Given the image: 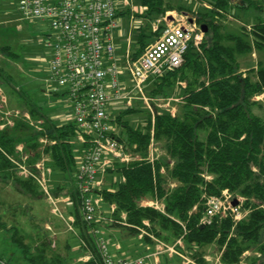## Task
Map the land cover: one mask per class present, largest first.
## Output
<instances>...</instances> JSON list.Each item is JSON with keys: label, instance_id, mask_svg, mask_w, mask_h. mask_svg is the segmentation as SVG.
<instances>
[{"label": "trees", "instance_id": "trees-1", "mask_svg": "<svg viewBox=\"0 0 264 264\" xmlns=\"http://www.w3.org/2000/svg\"><path fill=\"white\" fill-rule=\"evenodd\" d=\"M136 1L146 6L145 16L149 21L162 17L170 9L187 10L180 2L171 0ZM239 1L212 0L211 8L196 17L198 24L207 26L199 47L191 44L179 67L154 79L146 88L148 95L154 98H166L174 93V89L180 88L177 112L153 108V116L149 111L148 117L137 126H132L126 119L127 114L137 110L133 105L119 110L114 116L118 140L134 156L141 158L116 162L107 171L113 180V190L102 188L99 192L104 203L116 205L112 216L121 219V213L125 212L126 222L131 225L111 222L110 226L135 237L137 227L147 220V229L165 242L172 243L182 236V251L201 264H206L203 248L210 244H216L221 251L223 264H239L244 261V253L252 250L263 256L248 255V264H264V241H261L264 230V115L254 111V106L260 104L254 97L261 94L264 98V61L259 60L244 73L240 71L238 61L240 55H249L254 48H264V17L256 18L239 32L226 28L221 21L232 8L263 9L264 3L262 0ZM124 13L118 10L117 16ZM164 24L161 21L157 29L150 32L141 28L133 57L139 56L161 33ZM2 49L8 50V47ZM179 82H185V85L181 87ZM20 97L34 118L44 117L45 131H35L27 121L19 118L14 119L12 126L0 129V188L14 185L21 192H41L34 180L17 174L8 156L17 157L15 146L20 142L25 144L26 150L36 151L40 135L54 140L46 151L51 170L62 175L63 183H55L53 193L70 197L72 206L68 212L73 214L74 227L87 245V248L81 245L77 254L89 252L91 255L77 264H102L95 236L91 233L98 224L83 219L81 197L72 176L77 164L70 140L76 135V124L70 121L57 125L23 92ZM1 116L0 113V123ZM151 138L159 142L164 152L153 163L144 158ZM83 147L81 145V149ZM38 156L39 152H36L31 162ZM114 176L118 178L114 180ZM62 190L66 191L61 193ZM224 190L233 196H242V207L249 213L238 222L228 215L214 220L211 225L201 226L205 199L210 195H221ZM154 196L164 203L165 214L140 205L142 198ZM178 221L184 223L186 230ZM0 232L6 236L5 244L0 247V257L9 264L73 262L70 242H65L63 253L52 247L47 233L41 235L16 226L8 227L1 219ZM143 239L150 241L148 237Z\"/></svg>", "mask_w": 264, "mask_h": 264}, {"label": "built area", "instance_id": "built-area-1", "mask_svg": "<svg viewBox=\"0 0 264 264\" xmlns=\"http://www.w3.org/2000/svg\"><path fill=\"white\" fill-rule=\"evenodd\" d=\"M121 1L125 5L130 3V0ZM17 9L20 19H39L47 22L49 26V31L43 32L41 37V43L50 49L47 62L49 76L46 81L55 83L56 87L53 89L55 92L63 88L62 94L67 97L74 114L75 138L84 145L77 157L75 171V184L81 197V213L85 221L98 222L102 214V198L99 192L103 188L108 169L113 168L116 162L123 163L141 158L134 156L118 140L113 110L119 104L132 106L134 102L140 100L148 105L150 97L146 93L147 86L154 79L179 67L191 44L199 47L204 35L201 24L187 15L165 18L161 33L145 46L139 56L133 57L129 48L130 42L123 54L117 51L114 36L118 25L116 0H18ZM159 22L160 20L153 30L157 29ZM173 99L177 101L179 98ZM6 101L7 97L0 88L2 114L0 129L12 126L14 119L18 117L32 123L26 112L7 110ZM157 107L160 108L161 105ZM150 111L153 116L154 109L150 108ZM35 128L38 132L42 131L40 125H35ZM39 141L49 143L47 137L42 135ZM158 147L159 142L151 138L144 158L152 163L160 158L162 149L159 150ZM43 148L39 157L31 162L33 151L26 150L25 144L20 142L15 146L17 157L8 158L20 177L35 181L57 212L56 199L48 185L50 170L46 166L47 157ZM169 163L172 164L171 161ZM160 171H164L163 166ZM121 179L124 180V177ZM233 199L227 190L221 195L208 196L200 218L201 226L211 225L214 220L228 215L234 222L244 219L249 210L242 207L243 199H237L235 204ZM66 200H69V197ZM140 205L166 213L164 203L157 196L140 200ZM115 210L116 205L110 204L107 221L131 226L126 222L125 212L121 213V219H115L112 216ZM73 222L74 219L69 217L67 225L70 230H73ZM178 222L186 230L184 223ZM148 227L149 222L143 220V226L137 227V237L139 239L148 237L153 241L155 255L162 252L177 253L181 255L185 264H199L194 258L177 250V247H183L182 236L168 245L150 232ZM91 233L95 236L102 264H148V255L114 257L100 228L93 227ZM81 241L87 248L85 242ZM90 257L87 252L84 259ZM209 258L203 255V259ZM219 258L220 255L216 259ZM0 264L9 263L0 257Z\"/></svg>", "mask_w": 264, "mask_h": 264}, {"label": "rangeland", "instance_id": "rangeland-1", "mask_svg": "<svg viewBox=\"0 0 264 264\" xmlns=\"http://www.w3.org/2000/svg\"><path fill=\"white\" fill-rule=\"evenodd\" d=\"M17 2L18 0H0V88L7 97L6 108H18L23 111H28V108L25 106V100L20 97L21 92H23L27 99L39 106L44 115L56 124L59 125L62 123L60 122V117L62 115L66 116V123L73 121L74 114L67 97L62 94L63 88H59L58 92H55L53 91L56 87L55 83H48L46 81L49 76L47 62L50 56V49L41 43V37L43 32L49 31V26L47 22L39 19H20ZM195 3H197V1H195ZM232 10H234V8L230 9L229 12H232ZM241 10V8H237V12L233 13L239 15V17L244 20L245 15ZM256 13L258 12L256 11ZM130 16V12L118 16V28L122 31V41H124V43H121L122 50L120 53L122 52V54L126 49L125 39L129 36L131 37L132 43L130 50L133 51L136 49V42L134 41L137 40V36L140 33L138 29L140 23L139 16H134V19H131ZM225 16L221 21L225 23L224 26L226 25V28L229 27L230 29H235V31L240 29L241 25L235 21L234 17L228 19ZM144 23L145 25L143 24L142 28H144L146 32H150L152 30L150 21L146 20ZM114 36L117 37L116 32ZM2 47H8V50H3ZM249 58L250 54L245 57L241 55L238 57V59H240L239 64L241 71L251 65V60ZM149 86H147V88ZM18 88L21 92L16 91ZM173 92V94H169L166 98H154L148 95L150 97L148 98V105L141 100L134 102L133 107L137 110L127 114L126 119L132 126H137L148 117L150 108H156L159 104L161 105L160 108H169L173 113L177 112L180 108V100L178 99L176 101L173 98H179L181 91L179 92V88H177L176 90L174 89ZM126 107L127 106L123 104L117 105L112 112L113 116L116 115L119 110H123ZM67 108L70 109L69 113L66 112ZM254 110L264 115V105L262 103L258 106L256 105V107L254 106ZM19 119L23 120V117ZM35 120L36 118L32 119V121ZM31 127L36 131L33 126ZM72 140L75 141V138ZM158 149H162L161 145H159ZM162 153H164L163 150ZM73 169L72 176L75 181V168ZM50 172V179L54 181L55 177L52 176L51 170ZM60 183L62 184L63 182L61 181ZM231 196L234 198L233 201L235 203L237 199L242 198V196L239 195ZM150 198L152 197H144L141 200ZM58 206L64 215L68 213V209L64 202H60ZM0 219L6 226H16L17 229H24L28 233L38 232L41 235L47 233L48 237L52 240V247L63 253L65 252V242H72L73 240V234L67 229L65 221H63L59 215L52 212L49 200L41 192L32 194L21 192L14 185L1 187ZM26 240L29 239L26 238ZM261 241H264V230L262 231ZM5 242L6 236L3 232H0V247H2ZM112 244L113 243L110 244L109 248L113 246ZM143 244V241L135 240L131 249L127 247V249H129V254L134 255L135 250L138 251V254L144 253ZM203 249L204 253H210L212 255L219 252L216 244H210ZM244 255L243 262L245 264H248L250 261L247 258L248 255L256 257L263 256L260 252L253 250L245 252Z\"/></svg>", "mask_w": 264, "mask_h": 264}, {"label": "crops", "instance_id": "crops-1", "mask_svg": "<svg viewBox=\"0 0 264 264\" xmlns=\"http://www.w3.org/2000/svg\"><path fill=\"white\" fill-rule=\"evenodd\" d=\"M171 1H173L175 3L176 2H180L182 5H184L187 8V10L186 11H182V12H179L176 9H172V10L170 9V10L165 11V14L162 17H158L154 21L153 20L150 21V23L152 25V30H153V27H155V25H156L158 20H160V22H161V21H164L165 18L179 17L181 15H187V16L192 18L197 23L196 17L199 14H203V11L205 9L211 8V2H212V0H171ZM195 1H197V3H195ZM116 2H117V7H118L119 11L122 10L125 13H128V12L131 13V16H130L131 19H134V16H139V18H140V23H139V26H138L139 30H141L143 24L145 25L144 21H146V20L149 21V19L145 16L146 6H141L136 0H130V3L128 5L123 4L121 0H116ZM262 2L264 3V0H262ZM237 8L238 7L234 8V10H232V12L225 13V15H226L225 17H227L228 19L234 17L235 21L239 25H241V27H243L245 25L248 26L249 24L253 23L256 20V18H258V17H262V18L264 17V8L263 9H252L253 11L250 10V9H246L245 10V9L241 8L242 9L241 12H244V15H245V19L243 20V19H241L239 17V15L233 13V12H237ZM256 11L258 13H256ZM252 19H254V20H252ZM222 24L224 25L225 23L222 22ZM241 27H240V29H241ZM227 28L230 29L229 27H227ZM240 29L237 30V31H235V29H230V30H232L234 32H239ZM115 32H116L117 37H118V39H117V37H115V42H116V45H117V51H118V53H120V51L122 50L121 43H124V41H122V38H123L122 37V31H121V29L118 28V25H117V28H116ZM125 40H126V49H127L128 45H129L128 42H130V45H129V48H130L131 43H132L131 37L129 36ZM134 42H136V40ZM136 47H137V45H136ZM126 49L124 50V52L126 51ZM120 54H122V52ZM246 56H248V55H246ZM249 59L251 60V65L248 68L242 69V71L240 70L241 72L244 73L250 67L256 66V64H257V62L259 60L264 61V48H262V49L254 48L252 53L250 54V58ZM238 61H240V59H238ZM124 77H125L126 81L129 82L128 78L126 76H124ZM179 85L184 86L185 82H182V84H179ZM179 91H180V88H179ZM254 100H256L257 102H260V103H262L264 105V98H263V96L261 94L257 95V97H254ZM7 110H19L21 112H26L29 115L31 121H32V119H34V117L31 115V113L29 111H23V110L18 109V108L7 109ZM40 110L42 111V109H40ZM69 111H70V109L67 108L66 112L69 113ZM174 111H175V108H174ZM255 112L258 113L257 111H255ZM43 118H44L43 116L36 117V120L32 121V123H29V124L31 126H33L34 128H35V125H37V126L40 125L42 127V131H40V132H43V131H45V127H44V124H43ZM65 118H66L65 115H62L60 117V122H62V123L59 124V125H62V124L66 123L65 122L66 121ZM36 131H37V129H36ZM42 136H46L47 137V135H45V134H43ZM39 138H40V136L38 137L39 146H38L37 150L35 151V150L29 149V148H28V150L33 151V153H34L33 157H34L35 153L36 152L40 153V150H42V147H44L43 148L44 155L47 157L46 166L49 168V170H51L50 165H49V161H50V158H49V155H48L49 153H48V151H46V148H47V146L49 144H51V141H54V140H49L48 137H47V141L49 140V143L45 144V143H41L39 141ZM70 142L74 145L73 151H74L75 158H76V161H77V157L81 154V150H80L81 149V144L76 141V138H75V141H73L71 139ZM75 171H76V169H75ZM50 173L51 172L49 171L48 172V179H49L48 185H49V189H50L51 194L56 199V208H57L58 211L57 212L54 211L53 205L49 201L50 206H51V210H52L53 213H56L57 215H59L60 218L63 221H65V225L67 226V229L73 234V240H72V242H70V244H71V253L70 254H71V256H73V259H72L73 262L71 264H77V261H79V260H83V261L87 260V259H84V257L86 256L87 253L83 254V255H78L77 254V251H78L79 247L82 245V243H81L82 239H81V237H79V235L77 233V230L74 227V222L72 223L73 224V230H70L68 228V225H67V220L69 219V217H72L74 219V216H73L72 213H69V212L66 215H64L62 213V211L60 210L59 206H58L60 202H64L66 207H67V209H68V211H69L71 209V206H72L71 199H70V197L68 195H60V194L56 195V194L53 193V189L55 187V183L59 184L62 181L61 180L62 179L61 178L62 175L52 171V176L55 177V180L52 181L50 179ZM116 178H118V177L117 176L113 177L114 180H116ZM112 182H113V180H112L111 176L109 174H106V176L104 178L103 188H108L109 190H113ZM39 190L42 192V190L40 188H39ZM65 191L66 190H64L61 193H64ZM67 197H69V200H66ZM105 204H104L103 201L101 202L102 214H101V219L97 222V224H98V227L101 230V234L108 241V248H109L110 244L113 243L112 244L113 246L111 248H109V251L111 252L112 255H114V257H122L123 258V257H128V256L132 257V256H139V255H142V256L143 255H148V258H147L148 264H154L155 262H158L157 264H185L184 261H183V258L181 257L180 254L162 252V253H159V254L155 255L154 254V251H155L154 245L155 244H154V242H150L151 240L150 241H146L145 239H139L137 236H135L136 237V239H135L134 236L124 235V233H123V231L121 229H119L117 227H114V226H110V223L107 221V217L109 216L108 212H109V205L110 204L109 205L108 204L105 205ZM135 240H140V241L144 242V244H143V247H144V251L143 252L144 253L138 254V251L135 250L134 255L129 254L128 250L132 248V244H133V242H135ZM167 244L171 245V244H173V242L172 243H167ZM127 247H130V248L127 249ZM180 248L181 247H177V250L179 252H181L182 254L188 255L187 253L182 251L183 248H181V249ZM220 254H221L220 250H219V252L215 253L214 255H212L210 253H204L203 254L204 256L210 257L209 260L208 259H204L206 264H223L220 261V258L216 259ZM241 262H243V261H241ZM241 262L239 264H241ZM199 264H201V263H199Z\"/></svg>", "mask_w": 264, "mask_h": 264}, {"label": "water", "instance_id": "water-1", "mask_svg": "<svg viewBox=\"0 0 264 264\" xmlns=\"http://www.w3.org/2000/svg\"><path fill=\"white\" fill-rule=\"evenodd\" d=\"M232 1H236V2H239L240 3L239 0H232ZM201 29L205 33L207 31V26L205 24H201ZM234 204H235V202H234Z\"/></svg>", "mask_w": 264, "mask_h": 264}]
</instances>
